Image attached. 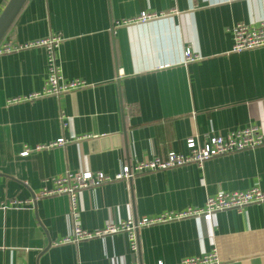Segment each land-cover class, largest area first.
<instances>
[{
    "label": "crops",
    "instance_id": "1",
    "mask_svg": "<svg viewBox=\"0 0 264 264\" xmlns=\"http://www.w3.org/2000/svg\"><path fill=\"white\" fill-rule=\"evenodd\" d=\"M9 0H0V14ZM144 24L117 26L141 13ZM264 0H26L0 43L50 35L64 80L87 85L59 98L9 104L39 92L43 49L0 55V264H175L215 251L218 264H264V204L142 228L138 251L124 234L55 246L69 234L65 196L31 202L66 171L114 177L123 166L169 152L185 140L257 127L264 135V48L230 53L231 28L257 26ZM189 49L201 57L183 63ZM64 138L63 147L20 153ZM264 191V146L114 181L82 191L81 227L155 217L203 206L218 192Z\"/></svg>",
    "mask_w": 264,
    "mask_h": 264
},
{
    "label": "built area",
    "instance_id": "2",
    "mask_svg": "<svg viewBox=\"0 0 264 264\" xmlns=\"http://www.w3.org/2000/svg\"><path fill=\"white\" fill-rule=\"evenodd\" d=\"M158 16L157 14L144 12L134 19L123 20L116 23V25L129 26L132 24H144L154 20ZM230 32L232 36L230 53L232 54H240L242 52L264 48V20L259 22L257 26H249L241 23L236 24L231 28ZM61 42L62 38L59 35H50L24 44L0 43V55L37 48L43 49L45 52L46 78L41 91L8 100L9 104L33 102L45 97L59 98L64 94L75 92L87 86L85 82L81 80H64L61 67L56 57L57 48ZM200 59V56L192 53L189 49L184 50V64L198 62ZM66 143H68L67 140L60 138L55 142L38 145L32 149L24 147L20 155L22 157H27L32 152L47 150L54 147H63ZM185 145L188 149L186 155L169 152L164 159L154 157L140 161L133 167L123 166L121 172L114 177L107 176L102 172L66 171L63 174L50 178L48 181L51 182L52 187H43L31 202L41 198L55 196H65L68 199L69 209L67 216L70 220L69 234L52 244L55 246L69 244L77 245L83 241L124 234L127 238L128 248L131 252L136 253L138 251V232L142 228L186 218L212 223L214 217L218 213L231 210L241 212L247 206L264 204V191L257 187L249 188L245 191H221L215 195L208 196L201 207L187 208L179 212H166L155 217H142L120 222H109L102 229L97 230L90 231L81 227L77 199L82 191L94 189L114 181L129 183L143 174L167 171L192 164L202 167L205 162L215 158L263 147L264 135L259 132L257 127H247L228 132L225 135H208L204 138L203 142H199L196 136H192L185 140ZM218 263L216 252L213 251L198 257L184 258L175 264ZM155 264H164V262L158 261Z\"/></svg>",
    "mask_w": 264,
    "mask_h": 264
},
{
    "label": "water",
    "instance_id": "3",
    "mask_svg": "<svg viewBox=\"0 0 264 264\" xmlns=\"http://www.w3.org/2000/svg\"><path fill=\"white\" fill-rule=\"evenodd\" d=\"M26 0H9L0 14V42L10 28Z\"/></svg>",
    "mask_w": 264,
    "mask_h": 264
}]
</instances>
